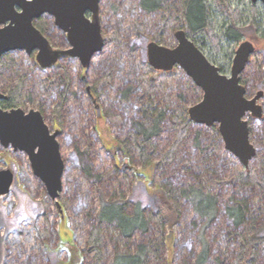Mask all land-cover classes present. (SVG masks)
I'll use <instances>...</instances> for the list:
<instances>
[{"label":"rangeland","instance_id":"1","mask_svg":"<svg viewBox=\"0 0 264 264\" xmlns=\"http://www.w3.org/2000/svg\"><path fill=\"white\" fill-rule=\"evenodd\" d=\"M182 2L165 0L163 9L149 12L140 7L139 0H101L105 44L88 66L78 57L68 55L43 67L37 60V51L14 50L2 57L1 91L14 95L19 90L18 107L26 112L41 111L50 127L60 131L65 169L63 189L55 200L34 174L27 154L5 148L0 142V170L11 169L15 174L11 192L0 196V264H111L117 252L135 249L143 241L153 243L159 256L158 260L151 256L150 264H194L202 239L209 244L206 264H218V258L223 264H235L241 242L235 233L227 234L231 224L225 213L235 194L238 199L249 200L252 216L264 225V191L235 185V171L246 167L226 149L220 133L217 136L209 129L212 126L193 122L181 134L173 121L166 118L160 136L147 145L152 156L147 164L141 160L132 139L131 120L140 119L144 108L189 117L190 107L203 98V90L180 66L160 78L159 71L148 62L150 41L174 47L178 42L175 31L180 26L188 30ZM232 3L242 14L238 23L245 29L242 40H223L220 50L208 40L200 43L208 59L228 76L240 43H254L256 51L241 75L251 98L264 90V3ZM44 18L52 21L49 14ZM212 19L218 34L230 23L216 11ZM253 19L258 21L254 27ZM53 26L46 30L52 46L69 49L66 34H60L59 28ZM128 87L132 93L124 98L121 90ZM259 102L264 109V96ZM246 118L257 149L247 168L262 172L264 112L261 117L249 114ZM77 149L89 153L93 172L102 176L99 181L89 178L72 159ZM185 165L192 173L182 171ZM167 180H174L175 185L179 181L200 186L217 196L220 210L216 218L208 223L180 196L179 223L173 227L166 225L162 232L152 224L148 234H136L128 245L117 227L103 223L105 259L95 263L94 254L84 253L90 228L99 223L96 215L101 197L140 200L148 211H155L161 199L160 184ZM80 202L84 205L79 206ZM252 228V224H247L236 232L249 237ZM259 252L256 264H264V246L259 247Z\"/></svg>","mask_w":264,"mask_h":264},{"label":"water","instance_id":"2","mask_svg":"<svg viewBox=\"0 0 264 264\" xmlns=\"http://www.w3.org/2000/svg\"><path fill=\"white\" fill-rule=\"evenodd\" d=\"M263 2L264 0H252ZM92 12V19L86 12ZM45 14L54 17L56 25L68 34L71 47L55 49L50 40L35 25ZM178 43L168 47L156 41L148 44V62L157 70L170 71L180 66L203 90V98L189 109L191 120L197 124L217 125L225 147L247 168L257 153L251 140L247 115L261 117L264 109L259 100L264 90L253 97L241 75L256 51L254 43L244 40L238 46L231 74L208 59L203 50L185 30L176 33ZM100 23V0H0V58L14 50L37 51L43 67L52 66L63 55L79 57L85 66L104 47ZM8 95L0 89V142L3 147L25 152L36 176L45 184L53 199L63 189L65 160L58 141V131L51 132L43 114L32 109H4L1 102ZM15 174L11 169L0 170V196L11 192ZM59 207L60 203L56 202Z\"/></svg>","mask_w":264,"mask_h":264},{"label":"trees","instance_id":"3","mask_svg":"<svg viewBox=\"0 0 264 264\" xmlns=\"http://www.w3.org/2000/svg\"><path fill=\"white\" fill-rule=\"evenodd\" d=\"M164 1L139 0V5L145 11L155 12L164 8ZM182 4L188 35L200 48H203L202 45L208 40L212 42L214 47L220 50L222 48L221 41L240 42L245 36V29L238 24L242 14L238 11V8H234L232 0H183ZM215 11L230 22L227 27L221 30L220 34L215 32L216 26L212 19ZM256 23L258 21L253 19L252 27ZM35 24L43 33H46V30L50 26H53L51 22L42 21V19H38ZM0 63H2V58H0ZM220 70L223 71V68L220 67ZM18 91L16 90L14 95L11 93L8 99L2 102L4 108H13L19 105L17 97ZM131 91L132 88L128 87L125 90H121L120 94L124 98H128L132 93ZM141 115L140 119L133 118L131 120V136L136 143L138 153L144 164L149 163L152 159V156L148 154L147 145L154 138L160 136L166 118H170L173 121L174 126L180 130L181 134L182 130L183 132L186 131L193 124L190 116L183 117L181 114L174 112L168 114L166 110L159 111L153 107L144 108ZM209 129L219 136L217 125H213ZM169 156L170 154H168ZM72 159L76 160L77 165L81 167L89 178L95 182L100 180L102 176L93 172L92 165L90 164V155L87 151L77 149L73 152ZM233 164L234 167L237 166L236 162H233ZM182 171L192 173L191 168H188L186 165L183 166ZM232 181L235 185H242L244 188L251 190L257 188L264 191V170L259 172L255 169L248 168L243 170L237 169L232 177ZM160 185L162 188L161 199L155 211H148L140 200L132 201V199L125 198L107 200L101 197V206L96 215L99 223L90 228L86 243L87 248H85L84 253L94 254L93 261L95 263H102L105 259L103 254V223L117 227L128 245H131V241L136 234H148L152 224H156L162 232L166 225L173 227L174 224L179 223L180 207L178 206L179 200L177 197L180 196L184 197L192 205L196 215L205 218L208 223L213 221L219 213L220 206L218 197L205 191L203 187L182 184L179 181L175 185L174 180L171 182L169 180L163 181ZM231 199V203L225 207V213L231 224L227 234L229 235L231 233L230 235H232L235 233L234 235H237L241 242V249L236 256L235 264H256L260 257L259 247L264 246V225H259V219L252 216V210L248 205L249 200L247 198L238 199L235 194ZM80 205H84V203L80 202ZM247 224L253 225V232L249 237H245L244 234L236 232ZM152 244L151 242L143 241L135 249L130 247L128 251L117 252L111 264H150L151 256L154 259H159L156 253L157 250ZM208 245V242L202 239L201 252L195 255L194 264H206L210 253ZM217 261L218 264L224 263L220 262L219 258Z\"/></svg>","mask_w":264,"mask_h":264},{"label":"flooded vegetation","instance_id":"4","mask_svg":"<svg viewBox=\"0 0 264 264\" xmlns=\"http://www.w3.org/2000/svg\"><path fill=\"white\" fill-rule=\"evenodd\" d=\"M52 17V16H51ZM86 17H88V18H90V19H92V12H90V11H87L86 12ZM38 19H42V21H46V19L44 18V15L43 16H41V17H39V18H37L36 20H35V22L38 20ZM34 22V23H35ZM51 23H52V25H54L53 27H57V28H59L58 27V25H56V23H55V19H54V17H52V21H50ZM100 23H101V0H100ZM36 25V24H35ZM38 27V26H37ZM40 29V28H39ZM185 30L186 32H187V30L185 29V28H183V26H180V28L179 29H177L176 31H175V37H176V33L179 31V30ZM41 30V29H40ZM101 30H102V24H101ZM42 31V30H41ZM58 32L61 34H66V38L68 39V41H69V38H68V34L65 32V31H63L62 29H60L59 28V30H58ZM43 33V32H42ZM47 38H48V36L46 35V33H43ZM102 34H103V31H102ZM187 34H188V32H187ZM189 36V35H188ZM104 37V36H103ZM190 37V36H189ZM191 38V37H190ZM49 39V38H48ZM177 39V38H176ZM192 39V38H191ZM104 41H105V39H104ZM153 41H155V40H153ZM178 41V40H177ZM51 42V41H50ZM151 42V41H150ZM149 42V43H150ZM157 42V41H156ZM69 43H70V41H69ZM148 43V44H149ZM178 43V42H177ZM161 44V43H160ZM197 44V43H196ZM198 45V44H197ZM176 46V45H175ZM199 46V45H198ZM169 47V46H168ZM200 47V46H199ZM56 49V48H55ZM202 49V48H201ZM147 50H148V46H147ZM4 56V55H3ZM2 56V57H3ZM66 56H68V55H63L61 58H59V60H61V59H63V58H65ZM1 57V58H2ZM94 57V56H93ZM79 58V57H78ZM82 62V61H81ZM40 64V63H39ZM151 66V65H150ZM178 66V65H177ZM152 67V66H151ZM176 67V66H175ZM174 67V68H175ZM153 68V67H152ZM173 68V69H174ZM154 69V68H153ZM172 69V70H173ZM155 70H157V69H155ZM157 71H159V76H160V78H165L167 75H166V73H168L169 71H164V70H157ZM171 71V70H170ZM145 75H147L146 73H145ZM155 79H157L156 77L154 78V80ZM158 82H159V78H158ZM8 95V97H9V94H7ZM8 99V98H7ZM4 100H6V99H4ZM4 100H2V102L4 101ZM2 102H1V106H2ZM3 107V106H2ZM4 108V107H3ZM13 108H18V106H15V107H13ZM4 109H11V108H4ZM42 113V112H41ZM98 114L100 115V111H99V108H98ZM45 119V118H44ZM46 121V120H45ZM47 123V122H46ZM48 124V123H47ZM48 126H49V128H50V131L51 132H54V131H58L59 133H58V136H57V138H58V141H59V136H60V131L59 130H53L51 127H50V125L48 124ZM60 142V141H59ZM9 148V147H8ZM12 148V147H11ZM14 150V149H13ZM15 151V150H14ZM20 152H22V151H20ZM25 153V152H24ZM28 156V155H27ZM29 158V157H28ZM31 163V162H30Z\"/></svg>","mask_w":264,"mask_h":264},{"label":"bare ground","instance_id":"5","mask_svg":"<svg viewBox=\"0 0 264 264\" xmlns=\"http://www.w3.org/2000/svg\"><path fill=\"white\" fill-rule=\"evenodd\" d=\"M239 159V158H238ZM240 160V159H239Z\"/></svg>","mask_w":264,"mask_h":264}]
</instances>
